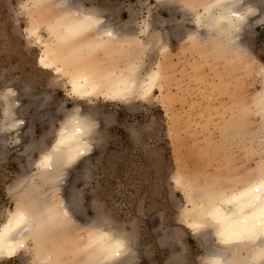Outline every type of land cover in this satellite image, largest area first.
<instances>
[{
	"label": "rangeland",
	"instance_id": "rangeland-1",
	"mask_svg": "<svg viewBox=\"0 0 264 264\" xmlns=\"http://www.w3.org/2000/svg\"><path fill=\"white\" fill-rule=\"evenodd\" d=\"M72 1L78 10L104 15L105 26L119 32H139L146 21L153 41L141 74L146 77L159 61L160 86L127 101L71 95L62 77L37 66L39 45L24 29L26 9L35 8L43 18L39 34L47 38L55 26L49 4L0 0V125L2 97L10 88L19 116V139L13 130L0 133V224L20 189L41 183L36 161L79 109L96 122L90 153L66 171L57 192L51 185L37 188L78 203L73 216L83 226L70 224L64 236L47 232L64 259L84 262L91 229L100 227L129 234L134 264H205L216 241L205 244L187 227V198L203 189L239 187L264 167V4L252 6L245 25L227 38L193 26V13L202 11L191 10L195 0ZM118 49L111 58L100 50L81 55L115 60L111 65L118 68L129 55ZM0 264L37 263L20 256L1 257Z\"/></svg>",
	"mask_w": 264,
	"mask_h": 264
},
{
	"label": "bare ground",
	"instance_id": "bare-ground-1",
	"mask_svg": "<svg viewBox=\"0 0 264 264\" xmlns=\"http://www.w3.org/2000/svg\"><path fill=\"white\" fill-rule=\"evenodd\" d=\"M161 1L165 3L167 0ZM41 2L44 3L43 6L49 4L47 9L53 12L55 26L48 30L50 35L44 38L39 34L43 18L40 14H34L35 8L34 11L26 9L28 26L24 29L39 45L37 66L51 71L56 77H62L71 95L79 98L127 101L134 96L151 95L160 86L162 65L159 61L146 77L141 74L144 56L153 41L148 34L146 21L145 27L139 32L129 28L119 32L111 24L105 26L104 15L94 10H78L72 0ZM258 4L263 5L264 0H195L191 10L202 6V11L193 13V26L203 29L206 34L214 30L217 35L228 38L236 31L238 33V29L247 22L252 6L257 7ZM58 31L63 34H57ZM146 37L147 40L144 39ZM73 43L76 46H73ZM116 47L122 48L118 51H128L127 55L129 54L125 59L122 58L123 66L119 65L121 67L118 68L114 67L116 64L111 65L115 60L110 62L107 58L108 62L107 59L81 55L84 50L93 53L100 50L106 57L111 58L110 55L115 52ZM10 89L6 90L2 97L4 111L0 133L7 129L13 130L14 136L19 139L16 131L19 116L13 111L14 92ZM67 118L57 129L51 147L43 151L36 161L41 183L20 189L23 194L16 197L13 208L0 224V258L26 256L30 262L37 264H132L136 255H133L129 234H120L100 227L91 229L88 242L83 247L86 259L81 263H78L77 258L78 262L66 261L62 251H59L49 238L50 234L47 232L52 229L64 236L70 224L84 225L74 219L72 197L65 199L64 196L65 200H54L51 190H48V194H42L43 191L38 190L39 187L46 188L50 185L55 187V191L60 190L65 184L66 171L78 164L92 149L91 138L95 120L79 109ZM62 181L64 184H61ZM176 182L181 183L179 177ZM190 191L188 189V192ZM38 192H41V197ZM67 194L70 195L69 190ZM187 203L190 208H185L184 222L190 231L205 244L211 237L216 241V245L206 253L205 264H264V167H257L256 174L239 183V187L203 189L197 191L195 196H189ZM93 247H96V250L90 251Z\"/></svg>",
	"mask_w": 264,
	"mask_h": 264
}]
</instances>
